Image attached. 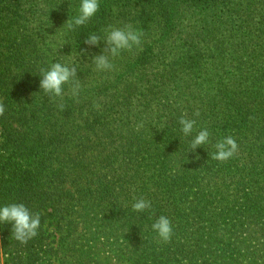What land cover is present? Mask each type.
Returning <instances> with one entry per match:
<instances>
[{
	"label": "trees",
	"instance_id": "obj_1",
	"mask_svg": "<svg viewBox=\"0 0 264 264\" xmlns=\"http://www.w3.org/2000/svg\"><path fill=\"white\" fill-rule=\"evenodd\" d=\"M98 2L68 30L80 0H0V206L41 219L27 244L0 224L2 264H264V0ZM124 24L141 46L96 71L104 42L85 39ZM56 61L81 84L63 111L39 87ZM182 115L196 120L187 137ZM229 135L237 154L211 159ZM161 215L167 243L151 228Z\"/></svg>",
	"mask_w": 264,
	"mask_h": 264
},
{
	"label": "clouds",
	"instance_id": "obj_2",
	"mask_svg": "<svg viewBox=\"0 0 264 264\" xmlns=\"http://www.w3.org/2000/svg\"><path fill=\"white\" fill-rule=\"evenodd\" d=\"M98 0H80L78 15L68 19L64 25L68 30H73L78 26L85 25L98 11ZM63 25V26H64ZM103 36L98 34H90L85 39L84 43L90 46H99L103 41L105 47L101 49L100 54L94 55L91 62L95 65L96 71L107 72L115 68L112 60L120 55L122 51H131L134 47L139 48L142 44L144 32L134 28L131 24H124L122 27L108 25L103 29ZM39 87L50 100L59 98L57 107L63 111L64 96L70 95L73 98H78L81 91L80 79L77 78V66L75 64L62 63L56 61L50 64L47 68L41 67ZM68 85V91L65 93L64 86ZM99 107V105H96ZM5 113V106L0 101V116ZM199 116V112L195 113ZM181 125L180 131L184 136L192 135L196 120L188 119L186 116H181L179 119ZM137 127H142L137 125ZM210 133L204 128L196 132L190 141V146L193 151L209 140ZM215 151L211 155V159L224 162L235 156L239 150V146L235 138L231 135L222 138L214 144ZM151 208V201L140 197H134L132 209L136 212H143ZM10 223L12 225L11 236L21 244H27L29 240L38 235L41 219L38 212H32L23 203H11L0 206V224ZM152 230L157 234L160 241L167 243L173 235V226L169 218L159 216L151 225Z\"/></svg>",
	"mask_w": 264,
	"mask_h": 264
},
{
	"label": "rangeland",
	"instance_id": "obj_3",
	"mask_svg": "<svg viewBox=\"0 0 264 264\" xmlns=\"http://www.w3.org/2000/svg\"><path fill=\"white\" fill-rule=\"evenodd\" d=\"M0 101H2V96L0 95ZM0 264H2V258H0Z\"/></svg>",
	"mask_w": 264,
	"mask_h": 264
}]
</instances>
